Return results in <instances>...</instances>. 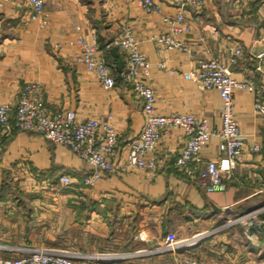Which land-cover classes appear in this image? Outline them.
I'll return each instance as SVG.
<instances>
[{
  "label": "crops",
  "instance_id": "0c3cea01",
  "mask_svg": "<svg viewBox=\"0 0 264 264\" xmlns=\"http://www.w3.org/2000/svg\"><path fill=\"white\" fill-rule=\"evenodd\" d=\"M156 1L160 12L146 13L132 0H45L48 24L41 26L30 17L26 0H0V102L14 105L25 83H38L50 108L109 119L119 132L120 150L143 125L140 99L120 76L124 53L113 43L119 25L128 24L151 63L145 80L156 94V112L203 115L217 128L219 92L183 73L199 58L217 57L234 77L264 86V0H203L200 10H187L191 30L179 34L187 49H164L156 40L166 29L161 14L177 11L171 0ZM93 35L110 65L113 85H100L94 72L76 60L77 39L91 41ZM236 43L245 54L232 60L228 48ZM233 108L247 142L257 141L262 149L244 150L229 169L218 137L210 135L201 156L225 167L223 191H206L175 168L186 140L181 128L165 129L148 153L158 158L157 171L105 172L92 186L82 183L90 165L69 147L39 132L8 135L0 141V256H18L32 246L73 245L91 255L119 254L113 259L126 264H174L170 251L151 250L171 234L188 238L203 232L181 253L221 264H264V236L233 220L264 200V116L251 91H235ZM62 174L71 182L63 184Z\"/></svg>",
  "mask_w": 264,
  "mask_h": 264
},
{
  "label": "built area",
  "instance_id": "2783aa9c",
  "mask_svg": "<svg viewBox=\"0 0 264 264\" xmlns=\"http://www.w3.org/2000/svg\"><path fill=\"white\" fill-rule=\"evenodd\" d=\"M30 6V17L40 22L41 26L48 24L44 12L45 0H26ZM144 12H160L156 0H132ZM177 6L175 14H161V20L166 29L156 40L164 49H187L185 39L180 33L189 32L191 26L185 21L187 10H200L203 0H171ZM212 32L215 30L212 28ZM79 44L76 60L93 71L100 85L110 86L115 83L110 65L99 53L97 38L93 35L91 41L77 39ZM113 43L124 53L125 67L120 71L121 77L130 85L131 90L140 99L143 115V125L139 132L126 144L118 149L119 132L109 119L96 117L80 118L76 111L70 108H50L44 98L42 86L35 82L25 83L18 91L14 105L0 102V141L15 131L26 130L39 132L53 143L69 147L79 158L90 165L91 171L82 178L87 186L94 185L103 173L118 170L148 169L157 171L160 168L154 152L162 132L168 128H181L186 140L179 155L174 161L175 168L190 179L195 180L206 191H223L227 187L225 167L217 159L204 160L201 149L209 142L211 134L218 137V149L227 161L228 168H233L244 150L259 153L261 143L247 142L241 133L235 118L233 108V93L237 90L251 91L255 95V105L264 116V86L254 83L250 78L234 77L229 64L217 57L199 58L193 67L183 73L186 78L197 80L204 88H214L219 92L221 103L219 107L220 125L211 128L207 117L185 112L160 114L156 112V94L153 87L146 82L151 63L139 48V41L131 26L120 24ZM233 60L245 54L241 43L229 48ZM263 54V53H262ZM260 54V56L262 55ZM158 65L167 68L164 62ZM59 180L63 184L71 182L68 174H62ZM234 221L246 222V231L264 236V200L243 212ZM252 233V232H251ZM198 232L188 238H177L171 234L152 252L170 251L174 264H221L217 261L198 260L182 254L181 249L188 248L198 242L203 236ZM0 264H98L87 259L85 254L70 252L59 247H26L18 256H0Z\"/></svg>",
  "mask_w": 264,
  "mask_h": 264
},
{
  "label": "rangeland",
  "instance_id": "374dc122",
  "mask_svg": "<svg viewBox=\"0 0 264 264\" xmlns=\"http://www.w3.org/2000/svg\"><path fill=\"white\" fill-rule=\"evenodd\" d=\"M241 214H239L238 216H240ZM235 218H237V217H235ZM123 233H126L125 230L123 231ZM32 247H35V246H32ZM60 248L66 249V250H68L70 252H77L78 251V250L75 249V247L73 245H66V246L65 245H61ZM78 252H80L81 254H85L87 256V259H90L92 261H96L98 264H112L113 262H116L118 260V259L116 260V259H113V258H115L116 256L119 255V254L108 253V252H101V253H98L96 255L83 253L81 251H78ZM150 254H152V253H150ZM119 262H121L120 264H126V261H124V262L123 261H119Z\"/></svg>",
  "mask_w": 264,
  "mask_h": 264
},
{
  "label": "trees",
  "instance_id": "16d2710c",
  "mask_svg": "<svg viewBox=\"0 0 264 264\" xmlns=\"http://www.w3.org/2000/svg\"><path fill=\"white\" fill-rule=\"evenodd\" d=\"M107 64H109L108 62H107ZM121 76V75H120ZM16 132V131H15ZM15 132H13V133H15Z\"/></svg>",
  "mask_w": 264,
  "mask_h": 264
}]
</instances>
